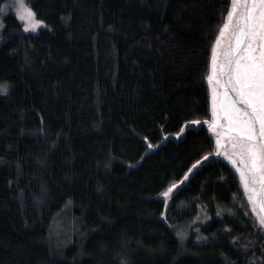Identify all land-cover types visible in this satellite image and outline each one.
<instances>
[{
    "label": "trees",
    "instance_id": "16d2710c",
    "mask_svg": "<svg viewBox=\"0 0 264 264\" xmlns=\"http://www.w3.org/2000/svg\"><path fill=\"white\" fill-rule=\"evenodd\" d=\"M5 2L0 264H264V232L223 161L162 199L213 153L204 126L173 137L208 119L230 0H30L45 25L34 34ZM64 212L83 235L60 253Z\"/></svg>",
    "mask_w": 264,
    "mask_h": 264
},
{
    "label": "snow or ice",
    "instance_id": "6c2138e0",
    "mask_svg": "<svg viewBox=\"0 0 264 264\" xmlns=\"http://www.w3.org/2000/svg\"><path fill=\"white\" fill-rule=\"evenodd\" d=\"M16 3L25 13L21 18L28 20L25 30L29 27L35 30L42 21L34 19L35 13L23 0ZM227 21L220 29L221 35L225 30L229 35L225 58L217 71L213 49V74L207 77L210 84L214 78L220 84L227 77L224 92L212 90L210 128L221 129L216 133L218 146L227 136L232 151L224 155L236 166L251 212L264 231V0H230ZM229 90L234 96L229 95ZM221 117L224 124H220ZM173 188L175 185L163 195L167 197Z\"/></svg>",
    "mask_w": 264,
    "mask_h": 264
},
{
    "label": "rangeland",
    "instance_id": "374dc122",
    "mask_svg": "<svg viewBox=\"0 0 264 264\" xmlns=\"http://www.w3.org/2000/svg\"><path fill=\"white\" fill-rule=\"evenodd\" d=\"M29 1L30 0H23V4L27 8H29V5H28ZM229 9H230V3H229L228 11H229ZM3 11L8 12V13L11 12L16 17L17 21L22 25V29L24 30L25 33L34 34L39 29L45 28L44 23H41V24H37L35 26V30H33L31 27H29L27 30H25V25L28 23V20L21 18L22 16L25 15V13H24L23 9L20 7V5L16 3V0H6V2L4 3V6H3ZM34 19H35V17H34ZM227 22L228 21H227V13H226L220 29ZM220 29H219L218 34L216 35V38L212 44L210 57H209V67H208V72H207V76H206V82H207V87H208V97H209V116H208V119H206L204 121H205V126L207 128V131L211 135L210 137L212 138V141H213V152H214V154L217 155L222 160H224L225 162H228L230 164L231 169L239 177V178L238 177L237 178L239 180V186L242 190L243 199L245 201V204L248 208V211L250 212L253 219L255 220L257 226H259L258 221H257L255 215L251 212V207L248 204L247 197L244 193L243 186H242L241 181H240L239 172L236 170V166L233 165V163L224 155L225 152L230 153L232 151L231 145L228 143V138H227V136L223 137L221 139L220 145L218 146L216 143V139H217L216 133L219 132L221 129L219 128V126L217 127L216 131H213L210 128V125H211L212 120H213L212 90H213V88H215L218 94L221 93V88L226 90V87L224 86V82L227 81L226 76L223 78V80L221 81L220 84H217L216 78L213 79L211 84L209 83V81L207 79V77L209 75L213 74L212 73L213 49L215 48V50H216V65H217V71H218L220 58L227 51L228 45L230 42L228 30H225L224 34L221 35ZM218 36L220 37V43L219 44H217V37ZM224 58H225V55H224ZM229 92H230V90H229ZM199 122L200 121H197V123H199ZM220 124H224L222 119H220ZM197 222H199V221H197ZM51 232H52V238L51 239H52V242L54 244V247L60 253L62 251H64V249L70 248L69 246H71L73 241H74L73 244L75 246H78L79 245L78 243L82 240V235H83L81 232L80 226H78L77 223L73 219L70 218V216H67L65 212L56 218V220L54 221V224L52 225ZM180 234H182V236L178 235L179 238H183L185 235V233H183V232H180Z\"/></svg>",
    "mask_w": 264,
    "mask_h": 264
},
{
    "label": "water",
    "instance_id": "95a60500",
    "mask_svg": "<svg viewBox=\"0 0 264 264\" xmlns=\"http://www.w3.org/2000/svg\"><path fill=\"white\" fill-rule=\"evenodd\" d=\"M224 60V55L223 56H221V58H220V61H219V65H220V63L222 62ZM208 67H209V63H208ZM218 70H219V67H218ZM207 72H208V70H207ZM206 87H207V82H206ZM207 91H208V87H207ZM225 91V89H222L221 88V93L222 92H224ZM229 95L230 96H234V93H231V91L229 92ZM208 104H209V97H208ZM221 119L223 120V122L225 123V120H224V118L223 117H221ZM201 126H204L205 127V129H206V131H207V128H206V126H205V121H201V122H199V123H197V122H191V123H187V124H185L183 127H182V129H181V131L179 132L180 134H178V135H176V136H174L173 138H175V139H178V138H180L182 135H183V133L187 130V129H198L199 127H201ZM207 133H208V131H207ZM208 135L209 136H211L209 133H208ZM212 139V138H211ZM212 143H213V141H212ZM211 158H215V159H219V160H221V161H223L226 165H228V167L231 169V167H230V164L228 163V162H225L224 160H222L221 158H219L217 155H215L214 154V152L212 153V155H208V156H206L205 158H203L201 161H199V163H196L195 165H193L192 167H191V171H188V173L185 175V177L182 179V181L180 182V183H178V184H176L175 185V188H173V190H172V192H170L169 193V195L167 196V197H165L164 195H162V199L165 201V202H168V199H169V197L174 193V191L182 184V183H184L185 182V180L196 170V169H198L199 167H201L202 165H204L205 163H207L209 160H211ZM232 170V169H231ZM232 172L234 173V171L232 170ZM234 175H235V177L237 178L238 176L234 173ZM239 178V177H238ZM238 178H237V181H238V184H239V180H238ZM240 187V186H239ZM240 190H241V188H240ZM168 191V190H167ZM241 192H242V190H241ZM243 194V193H242Z\"/></svg>",
    "mask_w": 264,
    "mask_h": 264
}]
</instances>
